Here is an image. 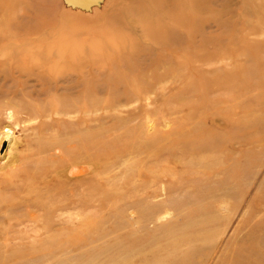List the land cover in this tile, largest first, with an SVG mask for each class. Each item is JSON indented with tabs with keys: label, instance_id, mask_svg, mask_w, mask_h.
I'll use <instances>...</instances> for the list:
<instances>
[{
	"label": "rangeland",
	"instance_id": "rangeland-1",
	"mask_svg": "<svg viewBox=\"0 0 264 264\" xmlns=\"http://www.w3.org/2000/svg\"><path fill=\"white\" fill-rule=\"evenodd\" d=\"M62 12L0 0V264H264V0Z\"/></svg>",
	"mask_w": 264,
	"mask_h": 264
},
{
	"label": "bare ground",
	"instance_id": "bare-ground-1",
	"mask_svg": "<svg viewBox=\"0 0 264 264\" xmlns=\"http://www.w3.org/2000/svg\"><path fill=\"white\" fill-rule=\"evenodd\" d=\"M121 0H104L103 4L100 6V8L94 7L91 12H83L81 10H73L71 8L64 7L62 0H60V6L62 7L63 16H68L71 20L78 23H84L88 18L97 16L98 14L104 12L108 7H112L113 5L117 4ZM173 4V3H172ZM6 5V4H5ZM165 6V5H164ZM174 6V5H173ZM185 6V5H184ZM146 9V8H145ZM147 10V9H146ZM148 11V10H147ZM135 12V11H134ZM183 12V11H182ZM189 12V11H188ZM135 14V13H134ZM127 17V16H126ZM128 19V17H127ZM153 19V18H151ZM131 20V18H130ZM153 21V20H152ZM126 23V22H125ZM159 25V24H158ZM162 26V24H161ZM166 28V27H165ZM153 30V29H152ZM167 30V29H166ZM171 30V29H170ZM14 35V34H13ZM41 39V38H40ZM115 42V41H114ZM27 45V44H26ZM51 46V44H49ZM48 46V45H47ZM114 46V45H113ZM32 47V46H31ZM46 47V46H45ZM49 47V46H48ZM63 47V46H62ZM90 47V46H89ZM50 48V47H49ZM42 49V48H41ZM27 51V49H26ZM37 51V50H36ZM75 54V53H74ZM45 56V55H44ZM104 57V56H103ZM114 57V56H113ZM80 61V59H79ZM60 67V66H59ZM38 68V67H37ZM53 68V67H52ZM36 69V68H35ZM21 73V72H20ZM56 74V73H55ZM4 136V135H2ZM7 136V135H5ZM3 138V137H2ZM1 141V140H0ZM82 170V169H81Z\"/></svg>",
	"mask_w": 264,
	"mask_h": 264
},
{
	"label": "water",
	"instance_id": "water-1",
	"mask_svg": "<svg viewBox=\"0 0 264 264\" xmlns=\"http://www.w3.org/2000/svg\"><path fill=\"white\" fill-rule=\"evenodd\" d=\"M64 7L83 12H91L94 7L100 8L104 0H62Z\"/></svg>",
	"mask_w": 264,
	"mask_h": 264
}]
</instances>
